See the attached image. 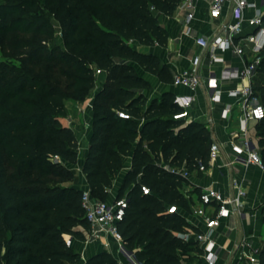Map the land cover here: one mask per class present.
Instances as JSON below:
<instances>
[{"label": "trees", "instance_id": "trees-1", "mask_svg": "<svg viewBox=\"0 0 264 264\" xmlns=\"http://www.w3.org/2000/svg\"><path fill=\"white\" fill-rule=\"evenodd\" d=\"M180 1L0 0V264L81 263L66 236L87 238L83 188L64 184L75 178L70 164L80 142L61 117L68 96L87 98L97 69L106 79L93 99L82 167L93 196L108 199L131 156L118 190L129 199L118 223L124 246L140 264H181L184 253L199 250L177 236L189 224L168 207H190L188 179L172 168L202 175L201 164L210 167L211 132L174 117L181 109L173 92L150 100L139 92L152 88L146 73L173 83L169 66L140 46L167 45L157 13L173 15ZM254 86L264 105V51ZM258 124L264 158V119ZM259 256L264 264V241ZM84 264L119 263L101 251Z\"/></svg>", "mask_w": 264, "mask_h": 264}, {"label": "built area", "instance_id": "built-area-1", "mask_svg": "<svg viewBox=\"0 0 264 264\" xmlns=\"http://www.w3.org/2000/svg\"><path fill=\"white\" fill-rule=\"evenodd\" d=\"M201 0H181L178 9L186 12L183 18V30L188 35H193L192 22L196 18L197 5ZM230 8V9H229ZM228 11V12H227ZM209 23L216 24L212 35L198 34L195 42L200 51L191 59L189 68L173 75V85L186 87L190 93L176 94L174 102L181 111L174 114L177 119L184 120V123H191L186 119L196 100L195 92L206 85V94L212 104L219 103L225 92L224 84L236 81L238 85L230 87L227 92L236 99V103L241 105V116L239 118L238 129L233 133L231 139L226 142L233 148L234 161L243 164H254L264 170V158L262 148L249 133V124L254 121L259 123L264 119V105L262 104L256 90L255 79L259 73V67L263 59L264 51V0H209L208 9ZM219 50H232L242 59V65L227 64L225 58L219 54ZM208 63L209 71L207 75L202 72V67ZM220 64L219 70L212 69L211 66ZM97 74L102 70L97 69ZM232 110V106L224 110L227 115ZM120 116L129 118L127 112L120 111ZM230 115V114H229ZM241 138L240 143H236L234 138ZM224 143L213 141L210 153V165L215 163L222 155ZM167 168H172L166 166ZM189 179L190 172L184 167L172 168ZM200 169L207 171L203 164ZM184 194L189 197L184 188ZM145 194H151V189L142 184ZM233 193L226 195L215 187H205L199 195L200 205L193 209V213L201 218L204 226L200 227L199 222L187 218L183 210L177 205H170L168 211L171 213H181L187 220L188 226L185 230L177 232L183 242L192 243L199 248L197 255L203 258L208 264H215L217 259V240L215 233L222 224L223 218L233 214L235 209L239 212L244 204L246 191L238 183L233 186ZM82 203L85 209V216L89 223V231L84 242L99 239L109 235L116 240L119 246L134 260L140 264L134 255L123 243L122 234L118 228V223L124 218L129 204L127 196L121 198L116 195L113 202L102 200L93 196L89 184L83 187ZM68 246H73L75 239L72 235L66 236ZM241 245L250 250L246 255L251 264L259 257L260 247H256L248 239H242ZM80 258L87 260L85 251L80 252Z\"/></svg>", "mask_w": 264, "mask_h": 264}, {"label": "crops", "instance_id": "crops-1", "mask_svg": "<svg viewBox=\"0 0 264 264\" xmlns=\"http://www.w3.org/2000/svg\"><path fill=\"white\" fill-rule=\"evenodd\" d=\"M209 0H201L197 5L196 18L192 22L193 35L184 33L183 18L186 12L181 9H176L173 15H166L158 12L157 16L160 23L168 31V43L166 46H140V50L157 55L161 61L169 66L173 75L177 72H182L189 68L191 59L199 53L200 48L195 42V36L198 34L212 35L215 31V25L209 23L208 16ZM230 9V8H229ZM228 12V11H227ZM227 64L242 65V59L232 50H219ZM212 69L219 70L221 65L215 64ZM209 64L206 63L202 67V72L207 75ZM146 77L150 80L152 88L150 90H140L149 100L154 97H161L164 92L171 91L176 94L190 93L186 87L175 86L173 83L164 84L159 81L155 75L146 73ZM106 76L104 73L99 74L98 87H94V96L100 90L105 82ZM238 85L236 81H231L224 84L225 92L222 100L219 103L212 104L206 94V85L202 84L195 92L196 100L191 108L186 119L191 122H199L207 126L211 132L213 141L224 143L221 157L207 171L199 175L196 171L190 172L187 186L184 191L191 199L190 207L183 210L185 217L199 222L200 227L204 226L201 218L193 213V209L200 205L199 195L201 191L207 187H215L225 193L232 194L233 186L238 183L246 191L244 204L241 208L244 212H239L235 209L233 214L223 218L221 226L215 233L217 240V259L215 264H251L246 255L250 254L247 247L241 245L242 239L246 238L256 247H260L264 241V170L254 164H243L239 161H234L233 148L228 142L233 133L238 129L239 118L241 116V105L236 103V99L230 96L227 89ZM94 96L88 95L86 99H77L68 105L66 103V113L61 117L65 125L72 127L79 136V159L76 163L70 164L77 176L78 184H73L74 179L67 181L65 185H75L83 188L88 184L86 175L83 172V164L85 156L88 152V145L93 130V99ZM232 106V110L227 115H224V110ZM230 114V115H229ZM189 124V122L185 123ZM257 122H250L249 133L257 140L258 137ZM236 143L241 142V138H234ZM260 145V143H259ZM131 167V156L125 158V166L115 178L113 187L110 189L108 199L113 196V202L118 190L121 186V181L124 179L127 171ZM81 184V185H79ZM75 248L77 251H85L87 258L101 251L111 253L119 264H136L134 260L122 249L118 242L111 236L105 235L99 239L90 240L87 244L84 241L75 240ZM199 250H191L181 256V264H208L203 258L197 255ZM85 261L81 260L80 264ZM254 264H260V256L255 260Z\"/></svg>", "mask_w": 264, "mask_h": 264}, {"label": "rangeland", "instance_id": "rangeland-1", "mask_svg": "<svg viewBox=\"0 0 264 264\" xmlns=\"http://www.w3.org/2000/svg\"><path fill=\"white\" fill-rule=\"evenodd\" d=\"M54 23H55V25H56V28H57V30H59L60 29V27H59V23H58V21L57 20H54ZM0 59H4V57H3V55H2V53H1V51H0ZM98 84H99V79H98V81H97V84H96V87H98ZM94 91H91L90 93H89V95L92 97V96H94ZM74 100H77L76 99V97H74V96H68L67 98H66V103H68V105L70 104V102H72V101H74ZM74 183L73 184H78V183H76L77 181V176H75V178H74ZM123 181V180H122ZM122 181H121V183H122ZM79 185H81V184H79ZM113 200V196H111V198L110 199H107V201H112ZM182 256H184V254L182 255Z\"/></svg>", "mask_w": 264, "mask_h": 264}]
</instances>
